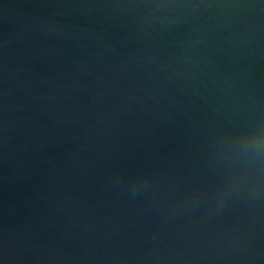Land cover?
Returning a JSON list of instances; mask_svg holds the SVG:
<instances>
[{
	"label": "water",
	"instance_id": "water-1",
	"mask_svg": "<svg viewBox=\"0 0 264 264\" xmlns=\"http://www.w3.org/2000/svg\"><path fill=\"white\" fill-rule=\"evenodd\" d=\"M256 126L264 0H0V264H264Z\"/></svg>",
	"mask_w": 264,
	"mask_h": 264
},
{
	"label": "clouds",
	"instance_id": "clouds-1",
	"mask_svg": "<svg viewBox=\"0 0 264 264\" xmlns=\"http://www.w3.org/2000/svg\"><path fill=\"white\" fill-rule=\"evenodd\" d=\"M238 134L241 136L238 150L247 158L242 165L247 175L240 179L241 187L248 186L251 178L249 190L264 191V127L242 128Z\"/></svg>",
	"mask_w": 264,
	"mask_h": 264
}]
</instances>
